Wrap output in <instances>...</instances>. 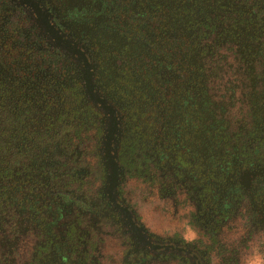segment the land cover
Masks as SVG:
<instances>
[{
    "label": "flooded vegetation",
    "instance_id": "flooded-vegetation-1",
    "mask_svg": "<svg viewBox=\"0 0 264 264\" xmlns=\"http://www.w3.org/2000/svg\"><path fill=\"white\" fill-rule=\"evenodd\" d=\"M71 107L96 125L95 186ZM130 188L207 246L149 229ZM0 219V264H208L218 235L264 240V0H0Z\"/></svg>",
    "mask_w": 264,
    "mask_h": 264
},
{
    "label": "rangeland",
    "instance_id": "rangeland-1",
    "mask_svg": "<svg viewBox=\"0 0 264 264\" xmlns=\"http://www.w3.org/2000/svg\"><path fill=\"white\" fill-rule=\"evenodd\" d=\"M38 125V124H37ZM42 126V124H40ZM39 125L37 126V128ZM44 169H38L31 167L30 171L33 174L41 172ZM46 174V172H44ZM37 190H44V185L41 182L36 183ZM128 192V191H127ZM129 197L135 203L138 213L144 219L147 227L151 230L158 231L164 236H170L176 234L182 240L187 242H201L204 243L202 246H207L206 240L197 233V229H193L184 224L182 220L175 218L168 219L166 217H157V215L151 210V208L157 203V201L151 200V197L147 195L146 199L144 196L138 201L137 190L136 188L129 189ZM144 200L145 203L142 201ZM158 206V204H156ZM160 206V205H159ZM29 211V210H28ZM9 214V213H8ZM10 223H12L11 218H8ZM1 220V219H0ZM180 228V229H179ZM8 230L9 227H5V230ZM11 232V230H8ZM196 232V233H194ZM12 234H14L12 232ZM244 230L235 229V233L226 235H218V239L221 244L224 245V250L221 251L220 255H217V250H210V258L208 264H264V240H261L259 236L253 235L248 239L244 235ZM197 244V243H196ZM233 249L229 251V249ZM0 251L7 252V240L4 234L1 231L0 227ZM208 251V250H207ZM224 258H230V261L227 263L224 261Z\"/></svg>",
    "mask_w": 264,
    "mask_h": 264
},
{
    "label": "trees",
    "instance_id": "trees-1",
    "mask_svg": "<svg viewBox=\"0 0 264 264\" xmlns=\"http://www.w3.org/2000/svg\"><path fill=\"white\" fill-rule=\"evenodd\" d=\"M69 92L72 99L78 98L77 88L75 86L71 87L69 89ZM64 111L65 113L68 111V115L64 113V115H66L64 117L71 128L67 141L72 144L73 148L78 150V155L81 154V160L85 159L86 165L84 167L93 174V185L95 186L98 181H102L103 171L98 163V159L95 153L96 125L94 123V120L91 119V114H89L88 110H86V112H82L78 108L71 107L68 110L67 108H64ZM54 122V126H58L60 123L64 122V120L61 116L58 115V113H56ZM75 149L74 151L73 149L71 150V157H74L75 153H77ZM221 251L223 250L218 248L217 255H220Z\"/></svg>",
    "mask_w": 264,
    "mask_h": 264
},
{
    "label": "water",
    "instance_id": "water-1",
    "mask_svg": "<svg viewBox=\"0 0 264 264\" xmlns=\"http://www.w3.org/2000/svg\"><path fill=\"white\" fill-rule=\"evenodd\" d=\"M111 123L107 124L104 132H107V134L104 133L101 141L102 147L100 148V154L101 159L103 161L105 171H106V177H105V192L108 193V199L114 201V199L117 197L116 187L119 180L120 175V169L117 165V163L114 161L116 158L115 150L113 151V154L109 155L107 154V148H108V141L107 138L112 133ZM113 192H110L112 191ZM118 208V207H117ZM124 211V210H123ZM123 215H125L128 218V213L123 212ZM129 228L131 232L133 233L131 238L135 239L137 243L147 244L146 242V236L144 234H141L140 229L136 228L132 223L128 222Z\"/></svg>",
    "mask_w": 264,
    "mask_h": 264
}]
</instances>
